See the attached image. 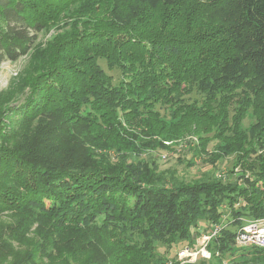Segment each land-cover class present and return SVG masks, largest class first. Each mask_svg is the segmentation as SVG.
Segmentation results:
<instances>
[{
    "label": "trees",
    "instance_id": "1",
    "mask_svg": "<svg viewBox=\"0 0 264 264\" xmlns=\"http://www.w3.org/2000/svg\"><path fill=\"white\" fill-rule=\"evenodd\" d=\"M30 52L21 92L0 93V264H180L158 246L228 209L225 252L264 216V0H0V63ZM212 140L236 177L218 158L194 181L159 170Z\"/></svg>",
    "mask_w": 264,
    "mask_h": 264
},
{
    "label": "rangeland",
    "instance_id": "2",
    "mask_svg": "<svg viewBox=\"0 0 264 264\" xmlns=\"http://www.w3.org/2000/svg\"><path fill=\"white\" fill-rule=\"evenodd\" d=\"M54 35V30H50L44 33L39 34L38 39L42 42H45L49 40ZM31 60H32V52L26 55H21L17 60L13 61L10 59H4L0 63V93L8 89L10 87H13L15 89V92H21L23 81H21V78L24 76V74L27 72V70L31 68ZM15 103V100H14ZM255 117L252 113V109L248 111L247 116L243 119V128L248 129L250 125L254 122ZM190 136V135H189ZM199 143V140L197 137H185L181 139L174 140L175 146H178V150L184 155H186V159H189L192 156V151L189 149L190 147L196 145ZM218 140H212L207 145L206 153L203 154V156L200 157H194L193 160L196 162L195 165L188 167L185 163H181L177 160V157L179 154L174 155L171 153H168V151H163L160 153V156H158L160 161V171H165L168 168L175 169L177 171V174L188 180V181H194L198 179H203L206 176H208V172H211L214 170V166H212L211 162L217 161V170L214 171L216 176L218 178H234L236 175L227 177V174L229 173V170L231 169L233 162L235 161L236 157L234 153H225L223 152L220 147H218ZM168 154L167 159L164 161L163 157L161 155ZM218 158V159H217ZM237 167V166H236ZM236 171H238V167L235 168ZM227 209V208H225ZM226 215V216H225ZM224 215V219L222 222V226L227 224V221L232 219L230 217L231 214H229V210L227 209L226 213ZM259 218V217H257ZM9 220L8 217L0 216V220ZM247 219H253L251 217H247V214L244 215L241 218V221L244 223ZM226 220V221H225ZM207 225L204 223H201V225L198 227V230L195 234V242L194 245L188 244L189 246H192L193 248H197L198 239L202 235H208V233L211 232V227L207 228ZM32 235V234H31ZM216 235H212L211 238H208L206 240L205 248L207 252H209V256L206 257H199L198 259L194 260L193 263L198 262L200 260H205L207 264H264V260L257 261V254L261 253L264 254V246H261L259 244L255 243H240L237 242L235 239L232 243V246L226 250L225 252H222L221 250H218L217 247L214 248L212 246L213 238L216 237ZM34 238L37 239V236L34 235ZM182 245H174L171 248H168L164 244H160L158 246V251L161 256H165L166 258L172 259L174 261H177L180 264L187 263V260H181L178 256V251L182 249ZM262 250V251H261Z\"/></svg>",
    "mask_w": 264,
    "mask_h": 264
},
{
    "label": "built area",
    "instance_id": "3",
    "mask_svg": "<svg viewBox=\"0 0 264 264\" xmlns=\"http://www.w3.org/2000/svg\"><path fill=\"white\" fill-rule=\"evenodd\" d=\"M165 157V155H163ZM211 232L208 235H202L198 239L197 248H193L188 244L184 245L182 249L178 251V256L181 260H187V262H194V260L201 257L209 256L205 248L206 240L211 238L212 235L219 234L222 230L221 224L213 223L210 225ZM235 240L240 243H255L264 246V216L259 218L247 219L237 229L235 234Z\"/></svg>",
    "mask_w": 264,
    "mask_h": 264
}]
</instances>
